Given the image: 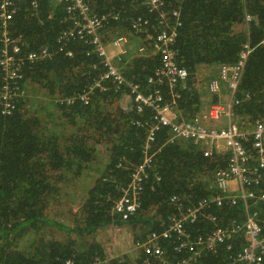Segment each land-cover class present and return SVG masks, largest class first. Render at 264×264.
<instances>
[{"label": "trees", "instance_id": "16d2710c", "mask_svg": "<svg viewBox=\"0 0 264 264\" xmlns=\"http://www.w3.org/2000/svg\"><path fill=\"white\" fill-rule=\"evenodd\" d=\"M161 1L151 10L148 0H90L89 13L119 14L101 32L105 42L111 34L108 27L114 35L121 26L135 34L130 24L137 16L147 19L142 38L154 36L156 28L164 26L158 23L159 12L167 13L166 21L171 23L176 19L172 10L179 11L181 25L169 47L177 52L176 63L188 72L174 88L185 118L202 109L195 88L198 67L233 64L247 45L250 52L234 93L238 103L233 106V119L252 126L264 109V0ZM13 2L16 11L8 24L10 36L23 35L30 49L46 46L51 56L24 67L22 84L28 95L16 99L9 114L2 113L0 105V264H66L68 260L73 264H144L145 260L146 264H178L181 259L187 261L184 264H247L234 259L245 243L243 232L230 251L221 247L216 253L201 251L194 258L185 249L174 250L175 238L158 240L162 258L146 256L135 247L148 234L159 233L162 223L174 214L169 203L172 195L184 196L192 204L209 196L214 191L213 172L225 167L226 160L206 156L191 140L169 142L165 127L155 129L148 139L151 109H137L127 84L116 86L102 79L95 85L107 66L92 46L72 38L59 50L58 36L71 26L65 19L64 1L40 0L35 9L30 7L31 0ZM142 41L147 44L146 53L126 55L114 64L125 79L140 84L144 91L159 87L166 95L171 89L168 79L162 77L158 83L156 75L161 57L151 52L150 39ZM2 75L0 69V86ZM201 95L208 102L217 100L207 86L201 85ZM146 157L150 159L139 206L123 218L115 209L123 196L119 187L127 185ZM75 203L79 208L72 213L69 204ZM52 205L71 212L66 216L69 223L47 218ZM233 207L222 210L226 220H242V210ZM114 226L133 234L132 257H110L95 239L97 231ZM211 228L212 224L197 221L190 230L194 234Z\"/></svg>", "mask_w": 264, "mask_h": 264}, {"label": "built area", "instance_id": "2783aa9c", "mask_svg": "<svg viewBox=\"0 0 264 264\" xmlns=\"http://www.w3.org/2000/svg\"><path fill=\"white\" fill-rule=\"evenodd\" d=\"M39 1L31 0L30 7L37 8ZM50 1H55L54 4L64 1L66 3L63 9L65 19L71 22V26L58 36V42L61 43L59 50H62L67 41L72 38H78L90 44L93 51L102 57V62L107 66L95 85L99 86L102 79H109L116 86L127 84L130 88L128 95L137 109H151L153 121L148 139H152L155 129L165 127L170 133L169 142L191 140L201 146L206 156H222L226 160L225 167L220 166L213 172L214 191L209 196L200 198L192 204L184 196L172 195L169 203L175 209L174 214L169 215L167 221L162 223L163 228L159 233L148 234L146 240L135 247L142 248L146 256L162 258L164 250L158 240L175 238L174 250L180 253L182 249H185L194 258L201 251L216 253L219 248L230 251L243 232L245 243L234 259H243L247 264L264 263V216L261 217V213H264V109L257 115L250 129L241 127L233 120V106L238 103L235 102L234 93L237 90L246 57L250 52L248 46L245 45L247 49L241 51L235 63L219 66L217 77L208 83L209 92L215 95L217 100L210 102L194 116L182 118L178 113L176 102L179 93L174 88L176 84L187 78L188 72L176 63L177 52L169 47L177 36L176 28L181 25L179 11L172 10L176 19L171 23L166 21L167 13L159 12L158 23H164V26L159 30L152 26L156 28L154 36L151 34L145 35V38L141 36L146 32L143 24L147 23V19L137 17L130 24L134 29H132L133 33L140 34L141 41L145 39L152 41L151 52L158 53L161 57L162 67L156 70V75L159 76L158 83L162 81V77L168 79L171 89L165 95L159 87L146 92L140 84H134L125 79L114 64L116 62L107 55L101 32L112 20L119 19L117 12L90 14V0ZM161 3V0H148L151 10ZM15 11L16 6L13 0H0V69L3 73L0 105L2 113L5 114H9L14 108L16 99L26 94L22 84L24 67L51 56L46 46L30 49L23 35L10 36L8 24ZM127 42H129L127 36H117L112 39L115 59H120L127 52ZM138 51H145V46L141 45ZM68 54L71 55V52ZM148 81L151 82L152 78L149 77ZM224 88L230 90L228 95H222ZM216 122H218L217 125ZM149 159L146 157L136 171L132 172L126 186L119 187L123 196L116 202L115 209L123 218L132 214L139 206L140 190L143 179L146 177L145 167ZM240 205L242 207H238ZM232 206L236 211L238 208L242 210V220L238 217H230L226 220L222 210ZM216 212L221 213L222 218ZM197 221L210 223L212 228L193 234L190 227ZM186 262L181 259L178 264ZM146 263L147 260L144 261V264ZM66 264H73V262L68 260Z\"/></svg>", "mask_w": 264, "mask_h": 264}, {"label": "rangeland", "instance_id": "374dc122", "mask_svg": "<svg viewBox=\"0 0 264 264\" xmlns=\"http://www.w3.org/2000/svg\"><path fill=\"white\" fill-rule=\"evenodd\" d=\"M139 37V36H138ZM137 37V38H138ZM114 37L106 36V40L104 42V44L107 46L108 44H110L111 40ZM129 42H127V48L128 43H130V45L132 46V53L130 54H144L146 53V51L148 50L147 44H145L143 41L140 42H134L132 43L131 39L129 37H127ZM140 39V37H139ZM144 45L146 50L143 52H139L138 48ZM150 50V49H149ZM115 55V54H113ZM123 55L121 56L120 59H117L116 62L122 60ZM230 92L229 89L224 88L222 90V95H228ZM127 106L130 107L131 106V101L129 100L127 103ZM93 181V180H92ZM212 187H213V181H212ZM70 210L72 213H75L76 210L79 208V204L75 203V204H69ZM55 210V211H54ZM65 206H63L61 209L56 208V205H52L50 207V214L48 213V210L46 212L47 218H51L54 221H61L62 223L66 224L69 223V221L67 220V213H71ZM66 233H64L63 235H65ZM95 239L105 248L107 254L110 257H122L123 255H128L129 257H132V251H133V242H132V237L133 234L127 230L126 228H122L120 226L116 227H108L106 229H102L97 231V233L94 235ZM60 237V236H59ZM62 237V236H61Z\"/></svg>", "mask_w": 264, "mask_h": 264}, {"label": "crops", "instance_id": "0c3cea01", "mask_svg": "<svg viewBox=\"0 0 264 264\" xmlns=\"http://www.w3.org/2000/svg\"><path fill=\"white\" fill-rule=\"evenodd\" d=\"M137 17H140V16H137ZM136 17V18H137ZM141 18H144V17H141ZM135 19V18H134ZM128 27V26H127ZM110 27H108V31H110L111 32V34H110V36L111 37H119V36H127V37H129L130 39H131V41H132V43H134V42H140L141 43V39H139V35L140 34H132V33H129L128 32V28H126V27H123V26H121L120 27V31L118 32V33H116V35H114V33H113V28H110ZM106 30V29H105ZM109 34V33H108ZM107 34V35H108ZM138 37V38H137ZM105 45V44H104ZM128 48H127V52L123 55V58L122 59H124L125 58V56L127 55V56H133V55H135V54H130V53H132V51H133V49H132V46L130 45V43H128ZM105 48H106V53H107V55L109 56V58L112 60V61H115L116 62V60H114V53H115V48H114V46L112 45V40H111V42H110V44H108L107 46L105 45ZM128 58H130V57H128ZM128 58H126L125 60H128ZM121 61V60H120ZM116 63H118L119 64V61L118 62H116ZM218 69H219V65L217 66V67H214V66H206V65H200L199 67H198V69H197V72H196V84H195V88H196V91L198 92V93H200V97H201V106H202V109L206 106V105H208L210 102H208L209 100H208V97H206L205 95H201V85H203V87H206L207 85H208V83L210 82V80H212V79H214V78H216L217 77V75H218ZM212 71H215V73H210V72H212ZM147 92V91H146ZM168 94V93H167ZM26 95H28V92H26ZM201 109V110H202ZM177 110H178V113H179V115L183 118L184 117V114H183V112L177 107ZM200 111V110H199ZM198 111V112H199ZM194 116V115H193ZM234 120V119H233ZM223 121H226V120H223ZM235 122H237L236 120H235ZM246 122V120H244V121H242L241 123H238V124H240V126L241 127H244V128H246V129H250L249 127L251 126L249 123L248 124H246L245 123ZM218 124V122H216V125ZM223 124H225V123H223ZM222 124V125H223ZM227 124V123H226ZM225 124V125H226ZM249 126V127H248Z\"/></svg>", "mask_w": 264, "mask_h": 264}, {"label": "clouds", "instance_id": "9594fccd", "mask_svg": "<svg viewBox=\"0 0 264 264\" xmlns=\"http://www.w3.org/2000/svg\"><path fill=\"white\" fill-rule=\"evenodd\" d=\"M135 55H138V54H135ZM115 59V58H114ZM25 90H26V88H25ZM26 92H27V90H26Z\"/></svg>", "mask_w": 264, "mask_h": 264}]
</instances>
